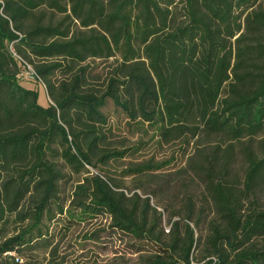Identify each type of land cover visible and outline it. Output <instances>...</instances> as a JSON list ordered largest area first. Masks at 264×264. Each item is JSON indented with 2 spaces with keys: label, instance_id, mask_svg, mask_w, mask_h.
<instances>
[{
  "label": "trees",
  "instance_id": "1",
  "mask_svg": "<svg viewBox=\"0 0 264 264\" xmlns=\"http://www.w3.org/2000/svg\"><path fill=\"white\" fill-rule=\"evenodd\" d=\"M109 104L179 150L115 170L143 142L114 146ZM263 190L264 0H0L1 264H43L64 216L106 219L138 264H264Z\"/></svg>",
  "mask_w": 264,
  "mask_h": 264
},
{
  "label": "rangeland",
  "instance_id": "2",
  "mask_svg": "<svg viewBox=\"0 0 264 264\" xmlns=\"http://www.w3.org/2000/svg\"><path fill=\"white\" fill-rule=\"evenodd\" d=\"M25 61L21 65L24 76L19 78V83L27 89L37 91L39 93V104L43 107H48L52 101L48 95L45 83L35 75L34 63L36 60L25 58ZM103 67L102 65L96 70L99 75L102 74ZM63 77L58 75L57 78ZM106 112L109 115L110 125L113 127L111 142L114 146L123 150L137 144L139 141L143 142V148L140 152L135 154L129 152L118 163L119 166L111 164V167L115 170L160 162L171 157L173 153L179 150L180 142L178 139L169 137L167 141L159 145L157 140H150L152 135L142 138L141 134L130 133L126 129L124 115L113 105L109 104ZM222 142L221 138L204 137L201 139L200 144L207 148ZM178 156L176 165H185L187 158H184L182 154ZM242 164L243 162L240 159L235 164V172L240 176H243L244 172ZM136 184H138V181L134 177H126L125 186L127 187V193H131ZM70 190L71 185L68 188V192ZM139 193H142V191L139 190ZM257 196L260 204L264 205V190ZM108 224L107 220L102 218L81 222L70 220L64 216L50 226V248L35 250L28 254L27 259L32 263L42 262L43 264H138L137 255L128 254L125 245L117 238L111 236V232L107 228ZM14 229L12 227V231ZM95 233L101 235L99 241L90 239V236ZM24 261L26 260L22 258L20 263L22 264Z\"/></svg>",
  "mask_w": 264,
  "mask_h": 264
},
{
  "label": "built area",
  "instance_id": "3",
  "mask_svg": "<svg viewBox=\"0 0 264 264\" xmlns=\"http://www.w3.org/2000/svg\"><path fill=\"white\" fill-rule=\"evenodd\" d=\"M16 57H17V55H15ZM19 58V57H18ZM20 59V58H19ZM35 75L38 77V75L35 73ZM22 76H24V74L23 73H21L20 75H19V78H22ZM39 78V77H38ZM40 79V78H39Z\"/></svg>",
  "mask_w": 264,
  "mask_h": 264
}]
</instances>
